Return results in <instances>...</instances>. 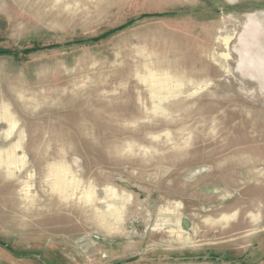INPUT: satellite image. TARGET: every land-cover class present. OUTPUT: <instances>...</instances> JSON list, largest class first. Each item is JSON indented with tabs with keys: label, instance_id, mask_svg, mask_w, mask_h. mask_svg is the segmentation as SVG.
<instances>
[{
	"label": "rangeland",
	"instance_id": "374dc122",
	"mask_svg": "<svg viewBox=\"0 0 264 264\" xmlns=\"http://www.w3.org/2000/svg\"><path fill=\"white\" fill-rule=\"evenodd\" d=\"M0 50V264H264V0H0Z\"/></svg>",
	"mask_w": 264,
	"mask_h": 264
},
{
	"label": "trees",
	"instance_id": "16d2710c",
	"mask_svg": "<svg viewBox=\"0 0 264 264\" xmlns=\"http://www.w3.org/2000/svg\"><path fill=\"white\" fill-rule=\"evenodd\" d=\"M32 50H36V49H31L29 51H32ZM0 55H15V53L10 50H0Z\"/></svg>",
	"mask_w": 264,
	"mask_h": 264
}]
</instances>
